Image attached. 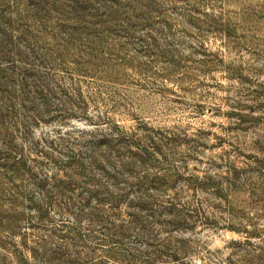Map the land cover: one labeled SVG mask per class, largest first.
<instances>
[{"label":"rangeland","instance_id":"obj_1","mask_svg":"<svg viewBox=\"0 0 264 264\" xmlns=\"http://www.w3.org/2000/svg\"><path fill=\"white\" fill-rule=\"evenodd\" d=\"M0 68V80L24 70L49 91L47 104L24 103L38 106L32 140L104 133L60 122L58 102L77 98L95 123L153 148L184 229L154 226L152 264H264V0H0ZM52 245L21 224L0 233V264H39ZM104 246L90 254L97 264H127Z\"/></svg>","mask_w":264,"mask_h":264},{"label":"trees","instance_id":"obj_2","mask_svg":"<svg viewBox=\"0 0 264 264\" xmlns=\"http://www.w3.org/2000/svg\"><path fill=\"white\" fill-rule=\"evenodd\" d=\"M2 73L7 77L0 80V233H12L21 224L47 233L53 247L43 252L39 264H97L90 254L104 245L128 259L127 264H152L147 249L154 245V226L165 232L184 229L176 209L179 197L167 194L174 184L163 180L166 173L153 171V148L142 146L109 120L95 123L77 98L58 102L65 107L60 122L75 117L105 124L107 132L77 130L82 138L77 141L70 136L74 129H58L54 137L32 140L30 129L40 121L38 106L24 103L39 97L47 104L49 91L35 83L32 89L24 70L19 77ZM14 80L21 86L18 93ZM17 98L23 104L18 105ZM17 109L24 113L19 120ZM9 127L27 140V150L15 143ZM89 133L88 141L84 137ZM28 186L30 191H24ZM131 242L144 246L148 254L131 251Z\"/></svg>","mask_w":264,"mask_h":264}]
</instances>
